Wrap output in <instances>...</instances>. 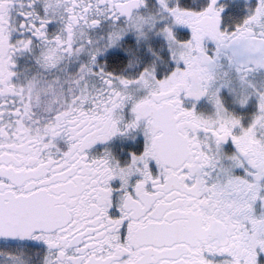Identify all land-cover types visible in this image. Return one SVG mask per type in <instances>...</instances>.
Masks as SVG:
<instances>
[{"label":"snow or ice","instance_id":"6c2138e0","mask_svg":"<svg viewBox=\"0 0 264 264\" xmlns=\"http://www.w3.org/2000/svg\"><path fill=\"white\" fill-rule=\"evenodd\" d=\"M0 264H264V0H0Z\"/></svg>","mask_w":264,"mask_h":264}]
</instances>
